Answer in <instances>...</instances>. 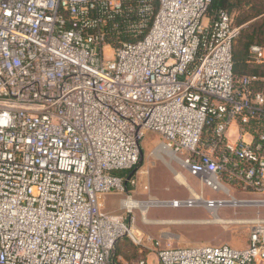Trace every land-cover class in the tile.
Here are the masks:
<instances>
[{
    "label": "built area",
    "instance_id": "1",
    "mask_svg": "<svg viewBox=\"0 0 264 264\" xmlns=\"http://www.w3.org/2000/svg\"><path fill=\"white\" fill-rule=\"evenodd\" d=\"M211 3L0 0V264H115L124 236L159 264H264V220L246 247H173L100 207L134 185L148 132L201 187L160 205L264 197V73H235L239 28Z\"/></svg>",
    "mask_w": 264,
    "mask_h": 264
},
{
    "label": "rangeland",
    "instance_id": "2",
    "mask_svg": "<svg viewBox=\"0 0 264 264\" xmlns=\"http://www.w3.org/2000/svg\"><path fill=\"white\" fill-rule=\"evenodd\" d=\"M234 1L238 4L230 11V14L233 23L239 28L234 47L244 48L245 51L248 43L264 44V12H259L264 8V0ZM244 72L251 71L246 68ZM140 144L143 158L133 170L134 185L129 187L128 194L112 192L103 195L104 197L100 198L103 210L119 215L125 221L130 218L137 231L158 240L163 246L225 243L234 248H242L248 245L252 224L257 220H264V203L261 202L264 197L254 193L241 194L232 189V197L240 202L219 208L217 214L224 220L219 223L194 222L195 219L212 218L210 212L203 206L175 208L156 204L148 207L143 213L138 207L128 208L122 205L121 201L127 195L136 201L169 200L188 197L190 189L201 191L200 183L196 178L187 174L175 159L159 151L158 135L148 132ZM156 150L160 155L157 156ZM174 169L181 173L185 184L175 178ZM202 194L204 197H224L220 192H214L207 187H203ZM111 199L116 200L114 204ZM113 259L116 264H123L122 260L119 262L117 260L116 247Z\"/></svg>",
    "mask_w": 264,
    "mask_h": 264
},
{
    "label": "crops",
    "instance_id": "3",
    "mask_svg": "<svg viewBox=\"0 0 264 264\" xmlns=\"http://www.w3.org/2000/svg\"><path fill=\"white\" fill-rule=\"evenodd\" d=\"M110 193H112V192H110ZM113 193H117V192H113ZM106 194H109V193H106ZM106 194H104V195H106ZM103 197L104 196L102 195L101 196V199ZM111 201H112V204H114L116 200L115 199L114 200L111 199ZM100 207L103 210V206L101 204V201H100ZM175 208H181V207H175ZM103 211H105V210H103ZM125 222H129L131 224V226L133 227L130 218L127 221H125ZM128 245H130V246H128ZM116 257H117L118 262H119V260H122L123 264L125 262L137 260L138 258H145L149 264H153L155 262L159 264L158 259H157V256H156V253L153 250H151V249H143V250H140V247H138L137 245H135L126 236L120 238L117 241V243H116Z\"/></svg>",
    "mask_w": 264,
    "mask_h": 264
},
{
    "label": "trees",
    "instance_id": "4",
    "mask_svg": "<svg viewBox=\"0 0 264 264\" xmlns=\"http://www.w3.org/2000/svg\"><path fill=\"white\" fill-rule=\"evenodd\" d=\"M238 4V2L234 0H212L211 3V8L216 9V8H223L226 9L229 14L230 11H232L235 6ZM260 13L264 12V8L259 11ZM238 36V35H237ZM237 38V37H236ZM256 43V42H254ZM262 44L263 43H258ZM235 45V43H234ZM249 43L246 45V53L243 49H237L236 47H233V61H234V71L235 73H255V72H260L264 73V66H255V65H250L247 64L245 61V57L247 54V48L249 47ZM246 68H249L251 72H244ZM116 264V263H115Z\"/></svg>",
    "mask_w": 264,
    "mask_h": 264
},
{
    "label": "bare ground",
    "instance_id": "5",
    "mask_svg": "<svg viewBox=\"0 0 264 264\" xmlns=\"http://www.w3.org/2000/svg\"><path fill=\"white\" fill-rule=\"evenodd\" d=\"M159 151L164 152L165 154L169 155L170 158H173L174 156L172 155V153L170 151H168L167 149L163 148L162 146L158 147ZM157 156L160 155L158 150H156ZM166 163H168L166 161ZM174 171V175L175 178L177 180H179L182 183H186L184 178L182 177L181 173L178 170H173ZM161 199H150L147 201H136V200H129L128 205L131 208H135L138 207L143 213L147 210L148 207H150L151 205H156V204H160L159 202H161ZM163 201H167V200H163ZM239 200H235V199H231L229 200V202L227 203V205H236L239 204ZM167 205V204H166ZM208 210V209H206ZM210 212V215L212 216L211 219H195L194 222H202V223H219V222H224L223 218H221L218 214H217V210H208ZM144 215V214H143ZM191 221V220H190Z\"/></svg>",
    "mask_w": 264,
    "mask_h": 264
},
{
    "label": "water",
    "instance_id": "6",
    "mask_svg": "<svg viewBox=\"0 0 264 264\" xmlns=\"http://www.w3.org/2000/svg\"><path fill=\"white\" fill-rule=\"evenodd\" d=\"M142 158H143V152L142 150H140V161L142 160Z\"/></svg>",
    "mask_w": 264,
    "mask_h": 264
}]
</instances>
